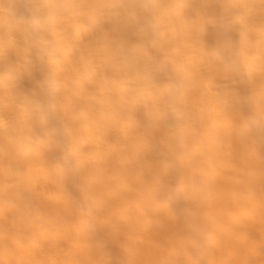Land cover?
<instances>
[{
  "label": "clouds",
  "instance_id": "1",
  "mask_svg": "<svg viewBox=\"0 0 264 264\" xmlns=\"http://www.w3.org/2000/svg\"><path fill=\"white\" fill-rule=\"evenodd\" d=\"M128 2L139 10L127 13L122 38L85 55V38L101 27L109 0H0V101L12 108V123L0 115V134L26 158L41 148L59 153L63 166H57V182L63 188L66 173H72L81 194L77 199L67 193L65 202L78 215L97 220L102 211L93 195L98 181L82 172L91 138L83 122L86 109L131 119L142 106L150 128L168 129L170 159L163 168L187 193L184 205L172 214L180 222L171 242L172 264H222L218 257L225 242L245 248L257 243L254 236L238 234L236 226L264 222V10L247 8L246 0H215L223 12L247 11L235 15L234 27L222 34V51L207 53L202 8L185 0ZM195 37L201 38L198 48ZM146 45L164 54L171 71L137 61V54L148 55ZM185 50L206 55L205 71L211 74L198 77L185 68ZM116 55L119 59L112 58ZM26 64L39 73L35 83L42 98L17 86L15 74ZM221 72L242 73V78L221 87L214 80ZM242 107L256 119L237 148L226 133ZM0 155L7 153L0 148ZM225 182L247 222L221 205L216 192ZM24 247L15 237H3L0 260L10 264ZM89 248L106 255L101 240ZM121 250L125 255L130 251L126 245Z\"/></svg>",
  "mask_w": 264,
  "mask_h": 264
},
{
  "label": "bare ground",
  "instance_id": "2",
  "mask_svg": "<svg viewBox=\"0 0 264 264\" xmlns=\"http://www.w3.org/2000/svg\"><path fill=\"white\" fill-rule=\"evenodd\" d=\"M111 8L101 27L85 38V55L104 43L122 38L127 23V13L139 10L128 0H109ZM186 5L202 8L205 51L221 52L222 34L234 27L233 19L244 14L246 8H229L223 12L215 0H185ZM247 8L259 13L264 10L260 0H246ZM200 37H195L198 48ZM115 51V44H112ZM148 55L137 54L141 65L161 66L171 71L164 54L147 46ZM10 55V53H9ZM103 55V53H101ZM119 59V55L112 57ZM208 57L200 51L185 50L183 65L194 75L207 76ZM264 67V57L260 62ZM16 75L17 86L28 95L42 98L35 81L39 73L35 65H24ZM242 73L221 72L214 80L221 87H232ZM0 115L12 123V108L7 101H0ZM256 119L247 107H242L226 135L239 148ZM84 123L90 131V143L85 147L82 172L98 182L93 195L102 204L101 218L89 219L78 215L66 203L70 193L81 198L71 181L72 173L63 188L57 182V166H63L57 152L39 149L30 157L17 152L0 134V148L7 155H0V241L15 237L25 247L10 257V264H172L176 259L171 242L180 228L172 214L185 203L187 193L180 191L177 181L166 174L163 163L170 159L167 145L172 143L166 127H149L145 110L138 105L132 118L112 119L102 111L86 109ZM37 130H39L37 128ZM223 135V130H221ZM163 141V143H161ZM264 191V188L261 189ZM225 210H231L239 221L247 222L244 209L231 191L228 182L216 192ZM264 211V210H262ZM241 235L254 236L257 243L245 248L235 242H225L219 253L222 264H261L264 262V222L236 226ZM96 240L105 244L106 255L91 251ZM121 245L129 248L125 255ZM10 250L15 251L11 244ZM3 264V260H0Z\"/></svg>",
  "mask_w": 264,
  "mask_h": 264
}]
</instances>
